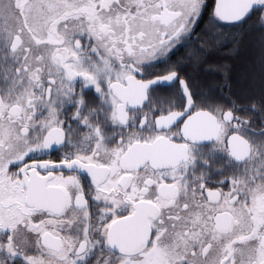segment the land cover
Wrapping results in <instances>:
<instances>
[{"label": "snow or ice", "instance_id": "obj_1", "mask_svg": "<svg viewBox=\"0 0 264 264\" xmlns=\"http://www.w3.org/2000/svg\"><path fill=\"white\" fill-rule=\"evenodd\" d=\"M0 264H264V0H0Z\"/></svg>", "mask_w": 264, "mask_h": 264}]
</instances>
